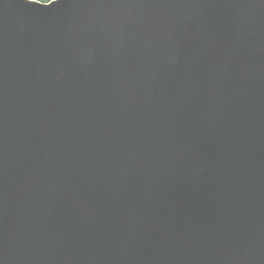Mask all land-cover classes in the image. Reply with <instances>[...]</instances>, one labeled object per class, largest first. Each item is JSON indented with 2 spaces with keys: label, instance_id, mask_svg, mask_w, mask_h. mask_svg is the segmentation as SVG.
I'll use <instances>...</instances> for the list:
<instances>
[{
  "label": "water",
  "instance_id": "1",
  "mask_svg": "<svg viewBox=\"0 0 264 264\" xmlns=\"http://www.w3.org/2000/svg\"><path fill=\"white\" fill-rule=\"evenodd\" d=\"M0 264H264V0H0Z\"/></svg>",
  "mask_w": 264,
  "mask_h": 264
},
{
  "label": "bare ground",
  "instance_id": "2",
  "mask_svg": "<svg viewBox=\"0 0 264 264\" xmlns=\"http://www.w3.org/2000/svg\"><path fill=\"white\" fill-rule=\"evenodd\" d=\"M25 213H28V214L33 215V216H39V211L36 209L26 210Z\"/></svg>",
  "mask_w": 264,
  "mask_h": 264
},
{
  "label": "rangeland",
  "instance_id": "3",
  "mask_svg": "<svg viewBox=\"0 0 264 264\" xmlns=\"http://www.w3.org/2000/svg\"><path fill=\"white\" fill-rule=\"evenodd\" d=\"M43 1L47 2L46 0H43Z\"/></svg>",
  "mask_w": 264,
  "mask_h": 264
}]
</instances>
